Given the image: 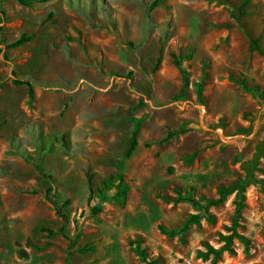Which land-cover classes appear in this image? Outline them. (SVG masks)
Listing matches in <instances>:
<instances>
[{"label": "rangeland", "instance_id": "374dc122", "mask_svg": "<svg viewBox=\"0 0 264 264\" xmlns=\"http://www.w3.org/2000/svg\"><path fill=\"white\" fill-rule=\"evenodd\" d=\"M154 1L0 0V264H264V157L239 215L233 193L159 229L241 182L264 140V0ZM87 171L122 174L126 205L89 202Z\"/></svg>", "mask_w": 264, "mask_h": 264}, {"label": "trees", "instance_id": "16d2710c", "mask_svg": "<svg viewBox=\"0 0 264 264\" xmlns=\"http://www.w3.org/2000/svg\"><path fill=\"white\" fill-rule=\"evenodd\" d=\"M17 1L19 2V4L25 7H31L36 2V0H17ZM161 3H162V0L154 1L150 6V11H153L154 9L159 7ZM31 40H32V37L22 36L18 41L10 45L9 48H15V47L21 46ZM191 54H192L191 51L186 52L183 56H179V54H176V53L172 54L173 64L180 72L182 80H183V89L181 91V96H184L186 94L191 84L190 74L183 65L186 61H189L191 59L192 57ZM161 59H162V52L160 53V56L158 58V64L161 62ZM13 75L16 76V73L13 72ZM13 83L15 85L27 86L30 97L34 96V87L30 82L15 79ZM196 91H197V97H198L199 102L201 104H204L203 85L197 84ZM142 122L143 121L140 120V121H137L135 124L134 132H133V140L131 143V147L128 151V157L132 156V154L135 152L138 146L137 137L140 132ZM185 133H187V129L182 128V127L177 130L170 131L166 135V137L160 140L159 142H157V144H164V143L170 142L172 139L178 138L179 136ZM260 154L261 153L256 154L254 158L252 159V161L242 165V169L243 171H245L246 176L241 182L231 187H221L219 189L218 199H202L199 202H196L194 199H191V198H181L182 201H188L191 204H193L195 207H197L201 211V213L198 215L191 216L186 221L185 225L181 229H166L165 227L160 226L159 227L160 231L165 235L176 237L179 234L186 233L191 225L199 224L202 219H207L209 221L212 220L213 217L210 213V209L212 207H217L223 204L226 197L233 193L237 194L236 207H237V215H239L241 209L243 208L244 198H245L247 189L250 186L255 185L257 183L254 173L257 168L258 161L260 159ZM197 156H198V152L194 153L191 156V158H196ZM86 174H87V180H88V185H89V190H90L89 202H92L93 199H97L100 201V203H112L113 205L118 206V207H124L126 205L128 185L125 183V179L122 174H115V175L109 176L107 179H105L100 184L98 188H96L95 186L94 175L91 174L89 171H87ZM93 211L94 213L98 214L102 211V209L99 206H96L94 207ZM57 212L59 216H63L60 209H58ZM142 258L144 259V257ZM147 264H153V263H147Z\"/></svg>", "mask_w": 264, "mask_h": 264}, {"label": "flooded vegetation", "instance_id": "af4514ba", "mask_svg": "<svg viewBox=\"0 0 264 264\" xmlns=\"http://www.w3.org/2000/svg\"><path fill=\"white\" fill-rule=\"evenodd\" d=\"M263 144H264V140H262L261 142H259L257 144V149H256V153H255V155L258 154V153H261L260 154V159L264 157V145ZM261 147H262V149H261Z\"/></svg>", "mask_w": 264, "mask_h": 264}, {"label": "water", "instance_id": "95a60500", "mask_svg": "<svg viewBox=\"0 0 264 264\" xmlns=\"http://www.w3.org/2000/svg\"><path fill=\"white\" fill-rule=\"evenodd\" d=\"M236 161L239 162V163H241L243 161V154L242 153L238 154V156L236 157Z\"/></svg>", "mask_w": 264, "mask_h": 264}]
</instances>
